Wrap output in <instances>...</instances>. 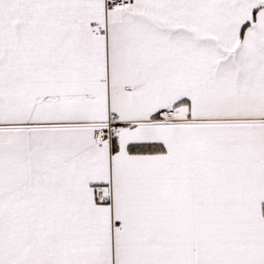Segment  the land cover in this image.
Listing matches in <instances>:
<instances>
[{
  "label": "snow or ice",
  "instance_id": "snow-or-ice-1",
  "mask_svg": "<svg viewBox=\"0 0 264 264\" xmlns=\"http://www.w3.org/2000/svg\"><path fill=\"white\" fill-rule=\"evenodd\" d=\"M0 264H264V0H0Z\"/></svg>",
  "mask_w": 264,
  "mask_h": 264
}]
</instances>
